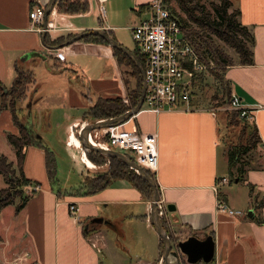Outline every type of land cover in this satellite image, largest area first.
I'll list each match as a JSON object with an SVG mask.
<instances>
[{"label": "crops", "instance_id": "1", "mask_svg": "<svg viewBox=\"0 0 264 264\" xmlns=\"http://www.w3.org/2000/svg\"><path fill=\"white\" fill-rule=\"evenodd\" d=\"M50 1L0 0V80L7 92L16 78V64L33 72L35 83L31 84L27 98L21 103L25 110L19 117L26 128L42 140L39 127L44 123L48 128L52 126V113L46 112L49 106L45 107V98H48L45 86L49 83L57 87L65 84L62 94L61 89H56L52 96L63 97V104L68 102L70 108L81 107L80 96L77 98L68 93L66 87L78 90L73 81L83 78L80 73L90 72L94 59L110 57L117 75L121 76L120 94H128L120 69L124 65L118 63L109 44L78 40L61 47L46 45L44 31L40 30L45 28V21L33 26L30 12L35 6H43L47 11ZM152 1L88 0L87 11L70 14L60 12L56 0L47 19L50 25L46 36L53 40L62 35H77L101 28L121 43L117 33L140 22L147 15L143 5ZM232 1L234 7L240 9V21L254 33V63L235 64L227 69L226 77L231 81L232 94L240 98L241 105L254 108L250 123L257 126L261 150L247 163L243 179L237 181L250 189L242 203L237 202L232 180L226 172H229L228 149L221 136L220 113L210 109L161 113L141 110L125 123L127 129L157 134L159 164L153 178L167 208L161 221L173 248L178 241L192 235L202 239L213 236L215 253L212 261L200 260L197 264H264V204L258 206L264 201V0ZM127 15L129 19H125ZM58 51L66 56L65 61L56 55ZM2 102L0 92V106ZM84 112H68L72 117L64 124L66 136L61 139L67 147L69 127L78 120L73 130L80 133ZM8 131L18 134L19 128L14 123L12 111L3 108L0 109V136L9 144L1 139L3 149L0 147V152L16 165V149L7 138ZM92 136L96 141L94 131ZM86 169V173L82 170L80 173L92 176L90 170L93 169ZM24 172L28 178L41 182V189L30 193V200L19 212L15 205L1 211L0 264H103L105 256L110 258L111 264H127L122 262L127 258L123 252L137 259L136 263L128 264H163L164 242L151 222V202L129 180L113 179L95 193L56 191L48 177L46 151L34 145L26 148ZM223 177L229 180L221 184ZM3 183L0 189L7 187L4 178ZM71 196L78 197L72 199ZM220 201L244 213L234 215L220 210L217 206ZM71 203L77 204V217L70 213ZM168 205L174 209L169 210ZM94 218L102 220L96 222ZM128 219L130 223H144L150 239L142 240L136 235V244L130 247L125 227ZM95 223L106 225L112 237L108 238V231L105 233L100 227L93 226ZM111 247L114 258L104 252ZM180 260L182 264H193L183 254H180Z\"/></svg>", "mask_w": 264, "mask_h": 264}, {"label": "trees", "instance_id": "2", "mask_svg": "<svg viewBox=\"0 0 264 264\" xmlns=\"http://www.w3.org/2000/svg\"><path fill=\"white\" fill-rule=\"evenodd\" d=\"M179 5L186 13L187 18L193 21L197 27H189L183 22V18L179 17L182 23L184 32L197 46L201 58L205 61H213L214 67L209 71L210 74L220 80L222 85V91H217L213 99L218 104H224L231 100L232 97V85L231 81L226 77V71L229 67L235 64L251 65L254 63V51L253 46L255 43L254 33L250 27L243 24L240 21V9H233L232 0H221L219 3H213L214 13L207 11L206 7L201 0H176ZM170 0H164L167 8L173 12V8L170 5ZM150 3L143 5L147 10L150 9ZM57 9L64 13H79L85 12L89 9L88 0H57ZM75 34H68L59 36L53 40H50L49 36H46L45 43L51 47L64 46ZM220 39L225 44L230 46L237 59L229 54L222 45L217 41ZM85 42H95L108 45L109 43L101 36L88 35L81 39ZM136 56L145 68V59L135 52ZM115 57L118 63L129 67L127 73L135 78V84L131 88V78L124 77L128 95L131 99V104L124 103L122 96H100L96 102L90 105L87 110L83 113L82 119H90L93 121L102 119L116 118L128 110L135 108L139 102L143 89V77L138 65L135 61L130 58L126 53L119 49H114ZM126 61V62H125ZM202 83L206 80V74L201 73L196 78ZM197 80V81H198ZM35 83V77L31 70L25 69L20 65L16 64V78L13 81L12 86L5 92L3 84L0 80V92L3 95V102L0 109L9 108L13 114L14 123L19 128V133L7 132V138L9 142L16 149L17 164L10 161L9 158L0 152V174L3 176L7 187L0 189V213L1 211L9 206L15 205L16 211L19 212L26 203L30 200L32 194L25 192V188L31 185H42L41 182L32 180L25 175L24 172V161L26 157V148L30 145L39 146L46 151V164L50 183L54 185L57 181L58 164L54 157V150H52L42 138H38L34 133L30 132L22 120L19 117L20 112L23 110L22 101L27 98V93L30 89L29 86ZM197 83L195 81L194 86ZM131 88V89H130ZM220 92L222 95L220 96ZM195 103V101L193 102ZM232 115L240 117V111L236 110L232 112ZM243 125L248 128L249 119L247 117H240ZM249 132H243L242 136H246L245 144L241 143L235 145L228 151V164L230 176L234 175V167H237L238 175L235 179L242 180L245 173L246 161H241L242 155L251 149L255 148L257 143H260V136L257 126L251 125ZM247 133V134H246ZM96 141L103 147H106L99 139ZM87 156L91 162L96 164H105L109 161L110 168L97 176H84L83 180H80L77 188L67 190L72 194L81 193H95L108 186L113 179H127L131 184L138 188L144 196L150 198L153 196V187L146 181L136 170L130 168L123 160L117 157H108L101 152H97L91 149H86ZM88 150H90L88 152ZM135 160L134 156H131ZM128 169L127 172H124ZM151 176H154L148 171ZM92 179L91 182L88 179ZM59 191V190H58ZM264 204L260 202L258 204L261 207ZM87 234V233H86Z\"/></svg>", "mask_w": 264, "mask_h": 264}, {"label": "rangeland", "instance_id": "3", "mask_svg": "<svg viewBox=\"0 0 264 264\" xmlns=\"http://www.w3.org/2000/svg\"><path fill=\"white\" fill-rule=\"evenodd\" d=\"M220 1L221 0H201V3L205 5L207 11L214 13L213 3L214 2L219 3ZM169 3L171 7L173 8L172 13L175 16H177L178 18L182 17L183 22L187 24L189 27L191 26L197 27L193 21L187 18L186 13L183 11L178 1L170 0ZM234 8L235 7L233 6V9ZM128 16L129 15L125 16V19H129ZM130 27L131 26H126L121 31H119L117 33L118 35L116 36L119 37L118 39L121 41V43L124 46H126L130 50L136 51L138 49V46H137L135 39L133 38V32L130 29ZM217 41L222 45V47L229 54L233 55L234 57H237L234 50L230 46L225 44L220 39H217ZM110 47L108 48V50L110 49ZM93 63H94V67L90 70V72L85 71L84 74L80 73V75L83 78H81L78 81H73L75 84L78 85V86L76 85V87L78 88L79 91L76 88H73V91H72L69 87H66L68 93L71 92V94L73 96H77V98L78 96H80V99L82 101L81 107L70 108L68 102L65 103V105L67 106L63 104V101H62L64 99L63 97H60L58 95L52 96L55 93L54 90L56 89H61L62 92L60 91V94H62L65 88L64 87L65 84H62L64 86L57 87L49 83L48 85L45 86V92L48 95L46 96L48 98H45V107L49 106L48 110L46 108V112L52 113V123H51L52 126L48 128L44 123V125H41L39 127L38 133H41L44 142L55 152L54 157L58 164V173H57V181L54 182L53 188L56 191L60 189L62 191L64 190L63 192H65L66 189L70 190L73 187L77 188L79 186L80 180L81 179L83 180L84 178V175L80 173L81 172L80 170L86 173L87 172L86 168L88 169L91 168L93 170H90V173L93 174L94 176H97L98 174L103 173L104 171L110 168L109 161L105 164H100V165L93 162L95 165L99 166L98 168H95L91 160L90 161L88 160L85 150L83 149V144L79 138L80 133H78L77 131L74 132L73 130V126L74 124L77 123L78 120H75L74 122H72V124L69 127V132L67 136L68 137L67 145L69 148L61 140L63 139V137L66 136V134H64V124H67V122L69 121L68 119L72 117V116H68V112L71 113L72 111L73 113H82L83 111H86L90 105L94 104L100 95L117 96L121 92V81H120L121 76L117 75L116 66H115V63L112 61V59L110 57H102L101 59H94ZM129 67L120 66V69L123 72V77H128V79L131 78L130 87L132 88L135 84V78H133L127 73V70H129L128 69ZM210 70L204 73L206 74V80L204 81V83L201 84V82L199 81L200 79L199 80L197 79L198 81L196 80L197 85L194 86L193 102L195 101V109H210L216 113H220L221 136L222 138L224 137L223 141L226 144V148L229 151L235 145H239L241 143L245 144L246 136L244 137L242 136V134L243 132H249V130L252 129L251 128L252 123H250L249 121L250 125H248V128H247L246 126L243 125V122L241 121L242 119L240 117L235 116V115L233 116L232 112L236 110H230L228 108L230 101L224 104H218L213 99V96L217 91H220V90L222 91V85L219 79H217L215 76L209 73ZM83 75L86 76V80ZM123 84H124V81H123ZM120 95L122 96V94ZM221 95H222V92H220V96ZM142 106L144 107V103L142 104ZM23 109L25 110L24 106H23ZM42 115H45V113L44 114L42 113ZM83 121L90 122V123L96 122V121L92 122V120L90 119H86ZM94 137L97 140L99 139V133L97 130H94ZM1 139H3L6 144H9L7 143V140L5 139V137L0 136V141ZM259 145L260 143H257L255 148L243 154L241 161H246L248 163L249 160L251 161L252 159H255L259 154L258 152H261ZM0 147L1 149H3L2 146ZM68 149H70L71 151ZM2 151H5V150H2ZM89 151L90 150H88V152ZM124 152L128 153L129 155L128 154L127 155L130 157L133 156L132 152L130 151L125 150ZM13 159L15 160V157ZM238 165L239 164H237L234 167L233 177L230 176V173L228 171L226 172L229 174L230 176L229 178L232 180L231 182L232 190L235 193L237 202L242 203V201L249 194L250 189L248 187H245L243 184H239L236 181L235 176L238 175L237 173ZM246 167H247V164L245 165V169ZM127 171L128 169L124 172H127ZM0 179L2 180L0 181V187H3L4 183H3V177L1 174H0ZM88 180L91 182L92 179L90 178ZM25 192L26 193L28 192L29 194L31 193L28 190V188H25ZM150 194L152 195V192ZM151 195H150V198H147V199L148 201L151 202V209H152ZM64 196H67V195H64ZM71 197L73 199L74 197H78V196H71ZM4 216L6 217V214ZM130 222H131L130 219L125 221V225H126L125 227H126L127 236H128L127 242L130 243V247H132L133 245L135 246L136 244L135 238H137L135 237L136 235H139L142 240L145 239L148 241L150 239V234L147 231V228L144 223H142L141 221H137L134 223H130ZM93 226L100 227L101 231L105 233L108 231V234H107L108 238L112 237V233L109 231V229L107 230L106 225L95 223ZM112 250H113L112 247L106 248L104 252L111 254L112 258H114ZM123 254L125 255V257H127L126 260L122 261L123 263H125V261L127 264L130 263L131 261L134 263L137 262V259L133 257L132 258L128 257L125 252H123ZM103 264H111L110 258L105 256Z\"/></svg>", "mask_w": 264, "mask_h": 264}, {"label": "built area", "instance_id": "4", "mask_svg": "<svg viewBox=\"0 0 264 264\" xmlns=\"http://www.w3.org/2000/svg\"><path fill=\"white\" fill-rule=\"evenodd\" d=\"M101 9L104 14V7ZM30 18L33 26L42 25L46 18V9L35 6L30 12ZM47 25L46 29L40 30L48 31L50 23ZM131 30L138 46L137 51L145 59L146 65L144 69L147 88L141 110L161 113L195 109L193 91L196 78L201 72L210 70L214 63L201 58L197 46L184 32L179 18L166 7L164 0H153L147 15L133 25ZM56 55L63 61L66 60V56L60 51ZM122 99L124 103L131 104L127 93L122 95ZM228 108L240 111V117H247L249 120L254 117V108L243 107L240 98L235 94H232ZM98 121L101 120L96 122ZM125 123L95 129L99 133V140L106 146L102 148L130 151L141 167L155 174L159 164L157 134L127 129ZM89 124L92 123L84 121L80 126V133ZM228 180L223 177L220 183ZM26 188L33 193L40 190L41 185H28ZM217 206L230 214H243L241 210H234L225 202L220 201ZM69 208L71 215L76 217L77 204L71 203ZM158 209L162 220L167 209L162 200L158 202Z\"/></svg>", "mask_w": 264, "mask_h": 264}, {"label": "water", "instance_id": "5", "mask_svg": "<svg viewBox=\"0 0 264 264\" xmlns=\"http://www.w3.org/2000/svg\"><path fill=\"white\" fill-rule=\"evenodd\" d=\"M55 2L56 0H51L47 6L44 29H46L48 16L52 11ZM88 35H96L103 37L112 48L119 49L124 53H126L130 58H132L141 71L143 77V89L139 102L135 108L128 110L126 113H124L119 117L105 119V120L102 119L101 121L94 122L92 124L85 126L82 129L81 133L79 134V138L84 148L101 152L106 156L117 157L123 160L129 167L136 169L137 172L152 185L153 196H152V209L150 212V216L155 230L158 232V234L161 236L164 242V253L162 256L163 264H182L180 260V254L185 255L187 261L193 264L199 263L200 260H203L204 262H211L215 253V241L212 235H209L204 239L192 235L186 239L178 241L177 244L175 245L176 248H173L174 245L172 244V240L169 237L168 232L165 229L164 225L162 224V221L159 216L158 202L159 200H161V198L157 183L153 178V176H151L146 169L141 167L136 161H134L130 156L124 154L123 152H120L116 149H105L90 142L88 135L92 130L102 129L115 124H123L127 122L134 114L140 112L142 104L144 102L147 84L145 80L144 66L136 56L135 52L130 50L123 44H121L116 38L110 36L107 30L96 28L94 30H88L82 32L80 34L75 35L65 45L81 40L83 37ZM45 37H46V30H44L43 33V38L45 39ZM236 181H238V179ZM168 209L172 210L174 208L168 205ZM93 220L98 222L101 221L102 218H94ZM85 228H87V226H85ZM86 230H88V228Z\"/></svg>", "mask_w": 264, "mask_h": 264}, {"label": "bare ground", "instance_id": "6", "mask_svg": "<svg viewBox=\"0 0 264 264\" xmlns=\"http://www.w3.org/2000/svg\"><path fill=\"white\" fill-rule=\"evenodd\" d=\"M93 131H94V130H93ZM93 131H91V132L89 133L88 138H89L90 142H92L93 144H97V145H98V143L94 140V138H93V136H92V132H93ZM98 146H100V145H98ZM101 147H103V146H101Z\"/></svg>", "mask_w": 264, "mask_h": 264}, {"label": "flooded vegetation", "instance_id": "7", "mask_svg": "<svg viewBox=\"0 0 264 264\" xmlns=\"http://www.w3.org/2000/svg\"><path fill=\"white\" fill-rule=\"evenodd\" d=\"M113 49H116V48H113ZM120 64V63H119Z\"/></svg>", "mask_w": 264, "mask_h": 264}]
</instances>
